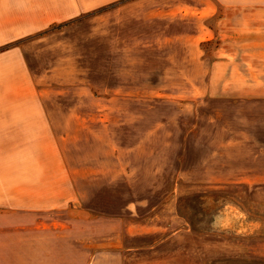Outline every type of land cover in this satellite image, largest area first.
I'll list each match as a JSON object with an SVG mask.
<instances>
[{
    "label": "rangeland",
    "instance_id": "374dc122",
    "mask_svg": "<svg viewBox=\"0 0 264 264\" xmlns=\"http://www.w3.org/2000/svg\"><path fill=\"white\" fill-rule=\"evenodd\" d=\"M233 1L42 0L13 24L0 0V107L43 108L42 169L64 161L91 215L131 198L161 264H264V0Z\"/></svg>",
    "mask_w": 264,
    "mask_h": 264
},
{
    "label": "crops",
    "instance_id": "0c3cea01",
    "mask_svg": "<svg viewBox=\"0 0 264 264\" xmlns=\"http://www.w3.org/2000/svg\"><path fill=\"white\" fill-rule=\"evenodd\" d=\"M54 1L65 14V0ZM99 1L96 7L115 0ZM241 1L255 2H233ZM50 5L42 7V0H1V11L12 15L16 24L28 8L35 13L51 10ZM215 11L208 9L201 16ZM204 34L210 40L215 32L207 27L198 34L199 41ZM42 109L0 107V264H161L159 245L150 240L142 249L135 244L138 230L131 219L136 203L131 198L114 203L112 213L91 215L93 209L83 201L64 161L53 156L49 170L42 169L35 151L54 145L52 124Z\"/></svg>",
    "mask_w": 264,
    "mask_h": 264
}]
</instances>
